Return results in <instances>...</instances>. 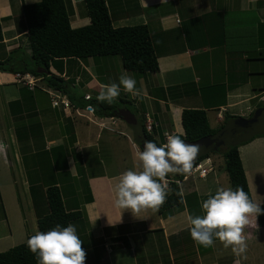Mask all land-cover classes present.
Masks as SVG:
<instances>
[{
    "label": "crops",
    "instance_id": "0c3cea01",
    "mask_svg": "<svg viewBox=\"0 0 264 264\" xmlns=\"http://www.w3.org/2000/svg\"><path fill=\"white\" fill-rule=\"evenodd\" d=\"M35 1L0 0V62L5 61L0 69V118L15 119L19 124L22 110L14 108L18 99L13 97L26 87L16 82L13 75L25 66L30 67L31 62L21 5ZM65 1L71 28L89 22L82 0ZM104 2L113 27L144 24L148 30L157 71L137 75L122 69L119 74L126 73L136 80L141 92L139 97L133 98L123 89L121 93L129 98H124V102L132 106L131 111L143 115V124L144 115L149 116L152 121L149 133L157 143L164 142L165 133L182 134V109H203L209 127L217 129L225 114L248 116L264 103V0ZM235 13L236 20L233 19ZM17 51L21 54L13 58ZM107 62L110 63L105 57L60 59L49 66V72L67 82L70 80L72 86L78 85L83 90L78 99L85 95L94 97L88 90L98 92L102 84L118 82V79H106L111 71L105 68ZM115 63L121 66L120 59H115ZM33 77L35 86L26 90L37 109L38 129L46 135L43 150L50 151V155L29 161L26 178L22 180L27 184L24 185L27 195H18L12 200L10 217L20 230H17L18 238L25 239L29 233L36 232V214L45 206L44 190L54 185L60 191L65 210L80 212L70 224L75 225L83 241L84 264H246L249 245L255 243V239L264 247V237H261L264 227L261 226L245 228L247 250L240 255L231 248L224 249L218 239L209 248L197 246L191 239L186 228L187 215H203L202 202L218 188L226 187L225 175L218 166L203 178L195 175L190 180L189 175L180 178L177 183L181 196L179 204L158 212L142 213L146 219H137L129 210H123L117 222L121 210L114 206L113 185L124 171L134 170L137 162L135 154L139 147L133 141L132 128L116 116L98 117L85 106L77 107L83 116L66 115L52 107L47 97L50 89L44 80ZM9 87L13 89L7 90ZM173 87L182 90V98L179 94L169 95V88ZM57 116L62 123L66 118L70 120L73 141L67 140L65 123L62 130ZM88 123L93 128L87 127ZM4 129L9 131L11 125ZM10 135V131L4 133L0 129V181L3 179L8 184L14 182L11 161L23 159L17 138L11 142ZM259 136L258 140H264V135ZM248 146L251 147L244 143L237 149L251 200L261 203L263 198L255 200L253 196L249 165L245 167L243 163L242 148ZM60 156L65 162L58 165ZM35 182L43 185L42 190L35 187ZM8 213L6 209L5 215L0 213V221L6 224V231L0 232L1 247L12 233ZM15 244L18 242L11 246Z\"/></svg>",
    "mask_w": 264,
    "mask_h": 264
},
{
    "label": "trees",
    "instance_id": "16d2710c",
    "mask_svg": "<svg viewBox=\"0 0 264 264\" xmlns=\"http://www.w3.org/2000/svg\"><path fill=\"white\" fill-rule=\"evenodd\" d=\"M82 1L89 22L76 28L69 26L65 0H37L31 3H22L21 17L26 31L25 38L31 66H25L17 73H29L41 77L47 87L62 91L73 106L83 108L92 105L94 107L92 113L98 117H117V112L120 109L117 103L109 105L97 101L95 97L85 99L81 96L80 99L74 100L72 96H68L67 80L49 72V66L57 64L60 59L78 58L84 60L88 57L97 59L117 55L123 70L142 75L157 71L156 54L144 24L113 27L104 0ZM4 64L5 61L0 62V69L3 68L2 65ZM38 69L39 72L36 71ZM259 106L264 107V103ZM129 112L135 116V121L128 125L132 128L133 141L138 145L139 150H143V141H151L160 146L152 138L150 131L145 130L143 115L141 117L136 111ZM231 117L234 116L225 114L222 124ZM180 122L182 127L181 139L186 143H195L201 138L213 134L216 130L209 127L205 112L201 108L182 109ZM68 131H71V134L68 135ZM72 131L71 122L66 118L64 132L69 141H73L74 138ZM241 144L242 142L235 145L220 146L216 151H220L223 157L228 188L235 190L237 187H242L251 199L237 149ZM216 151L199 155L194 165L208 157L209 153ZM183 176L169 174L167 178L179 180ZM173 180L168 182L171 192L160 209L177 205L181 201L178 185ZM43 194L45 206L36 214V231L47 232L56 225L66 227L80 216V212L77 210H65L60 191L56 186L48 185ZM261 207L264 208V202L261 203ZM257 224L264 227V215L257 217ZM34 234L35 232L30 233L22 242L0 251V264H37L36 257L27 247V240Z\"/></svg>",
    "mask_w": 264,
    "mask_h": 264
},
{
    "label": "clouds",
    "instance_id": "9594fccd",
    "mask_svg": "<svg viewBox=\"0 0 264 264\" xmlns=\"http://www.w3.org/2000/svg\"><path fill=\"white\" fill-rule=\"evenodd\" d=\"M122 89L133 98L141 95L136 80L122 73L118 83L102 84L96 99L111 105ZM88 107L94 111L92 105ZM181 135L167 134L162 146L145 141L143 150L137 149L134 170L124 171L113 185L114 206L121 210L117 222L123 210H129L137 219H146L142 213L149 210L158 212L171 192L169 174H191L201 146L185 143ZM261 203L252 201L242 187L218 188L202 202L203 215H187L186 228L195 245L209 248L218 239L224 249L231 248L240 255L247 250L245 228H258L257 217L264 215ZM82 243L75 225L69 224L56 225L47 232L36 231L27 240V247L37 264H84L86 252Z\"/></svg>",
    "mask_w": 264,
    "mask_h": 264
},
{
    "label": "rangeland",
    "instance_id": "374dc122",
    "mask_svg": "<svg viewBox=\"0 0 264 264\" xmlns=\"http://www.w3.org/2000/svg\"><path fill=\"white\" fill-rule=\"evenodd\" d=\"M236 15L237 13L233 15V19L236 17ZM211 28L213 27L211 26ZM20 54H21V51H17L12 56L13 58H15V56H19ZM26 58L28 59L29 55H26ZM105 59H108L110 61V63L107 62V65H105L106 70L107 69L111 70L110 72H108L109 74H107L106 79H118L119 76L121 75L119 74V71H121L122 68L119 64L115 63V59H119V57L117 55H114V56L105 57ZM29 64L30 65L28 66H31V62ZM127 73H134V72L129 71ZM101 77H102V74H100V78ZM13 78H14V75H13ZM69 82L70 80L68 82L66 81V84H68L67 89L69 90L68 96H72V98L75 100L77 96L83 92V90L78 85H73V86L70 85ZM18 83L26 87L27 90L28 89L32 90L33 87L35 86V85L31 86L32 84H30L29 85L30 88H28V86L24 85L23 83L21 82H18ZM1 88L2 86H0V91H1ZM11 89L13 88L12 87L7 88V90H11ZM26 89H23L17 96L13 97L14 99L15 98L18 99L17 100L18 103L14 106V108H19L22 110V116L19 118V121H21V123L19 124L18 121L16 122L15 119L9 120L3 117L0 118V129H3L4 133L9 132V131L11 132V135L9 136L10 141L12 140L11 142H13V138L15 139L17 138L18 147L20 148V152L23 156V159L21 160V162H19V159L16 162H14L11 159L12 164L10 165L11 167L10 169L13 171L12 175L14 177V182L11 181V183L8 184V182L4 181L3 179L0 181V213L1 214L4 213L5 215V209L7 213L9 210V213H8L9 225H10V229L12 232L9 238L5 240V242H3V246L2 247L0 246V251L6 250L7 248L11 247V244H13L14 242L19 243L24 240V237L18 238L17 230H19V228L15 227V220L10 217V214L12 212H10L9 208L12 206L13 198H16L18 195H21V196H24V194L27 195L26 190L24 191V185L27 186V184L23 182L22 180L26 178L29 161L33 159H37V158H43L45 155H50V151L43 150L44 142L46 140V135L44 132L42 133L38 129V125H37L38 122L36 121V117H35V112L37 113V109L33 107L34 103L32 102L31 95ZM49 89L52 90V88H49ZM14 90L17 92L16 89ZM169 90H170L169 95L179 94V97L182 98V95H180L182 91L181 89L177 90V87H173V88H169ZM88 92H90L94 97H97V95L99 94L98 92L92 91L91 89L88 90ZM10 94L12 95L16 93H10ZM39 94L43 96L42 93H39ZM59 94H62L65 97H67L64 93H62V91H59ZM47 97L51 98L48 94H47ZM124 98L125 97H123V94L120 93V95L116 98L115 103L119 105V108L125 107L128 111H131L132 106L129 105V103L124 102L125 99L129 100V98H125V99ZM40 101L42 105H45V102L43 100H40ZM78 109L79 108L74 110L75 112H73L71 109L62 110V111H64V113L68 116H69V113H71L73 116H77V115L83 116L81 111ZM212 111L214 113V110ZM208 115H211V114L208 112ZM13 118H16V117H13ZM60 118H61L60 116H57V121L61 128L63 124L65 123V120L62 123ZM8 125H11V129L5 132L4 128L8 127ZM87 127L93 128L92 124L90 123H88ZM61 129L63 130V128ZM69 134H71V131H68V135ZM257 137H261V136H256L255 138H252V140L250 139L247 142H242L241 145H244V143L245 144L249 143L251 145V147L248 146L245 149L242 148L243 163L245 167H247V164L249 165L248 173L250 176L249 178L251 179V189L254 194L253 196L255 200H260L262 198L264 199V140L263 139L258 140ZM23 140L27 142L24 143ZM249 141H253V143L255 142L256 144L252 145ZM11 145L13 146V144ZM60 159H62L61 156L58 159L59 160L58 165L65 162L63 159L62 160ZM208 159L211 161V169L214 168V170H216V168L219 167V171L224 173L225 180H224V176L222 175V179L224 180V186H226L224 188H228L229 185H228L227 175H226V172L224 171L223 157L220 151L209 153ZM212 165H214V167H212ZM195 177H199V176L195 174ZM191 178L192 176L188 177L189 180ZM220 178L221 176H219L218 179ZM35 183H36L35 187L39 191L42 190L43 185H41L40 182H35ZM257 193L260 196H258ZM1 216L2 215H0V217ZM28 229L29 227L27 226V230ZM3 231H6V224L4 221H0V232H3ZM261 237L263 238L264 236H261ZM258 242H259L258 239H255V243H252L251 245H249L250 247L249 254L246 256V260H245L246 264H264V247L261 246L260 243Z\"/></svg>",
    "mask_w": 264,
    "mask_h": 264
},
{
    "label": "water",
    "instance_id": "95a60500",
    "mask_svg": "<svg viewBox=\"0 0 264 264\" xmlns=\"http://www.w3.org/2000/svg\"><path fill=\"white\" fill-rule=\"evenodd\" d=\"M36 71L39 72L40 70L38 69ZM117 115L118 118L127 124L135 121V116L125 108H120ZM258 135H264L263 106H258L253 109L249 116H234L228 118L213 134L201 138L195 143L187 144H199L201 146L199 155H201L209 151H216L220 146L235 145L248 141Z\"/></svg>",
    "mask_w": 264,
    "mask_h": 264
},
{
    "label": "built area",
    "instance_id": "2783aa9c",
    "mask_svg": "<svg viewBox=\"0 0 264 264\" xmlns=\"http://www.w3.org/2000/svg\"><path fill=\"white\" fill-rule=\"evenodd\" d=\"M14 79L16 82H21L24 85L28 86V88H30V84H32L31 86L35 85V79L33 76H31L29 73H15L14 74ZM32 88V87H31ZM49 92V96L50 98V103L52 105V107L61 109V110H72L73 112H75L74 110H76L77 108L75 106L72 105V103L67 99V97H65L62 94H59V91L57 90H50ZM85 99L88 98V95H85L84 97ZM85 108L89 111L92 112L91 109H89L88 105L85 106ZM151 126H152V121L149 118L148 115H144V128L147 131L151 130ZM166 136L167 134H164V142L160 144V146H162L163 144L166 143ZM211 169V161L208 159V157L204 158L202 161H199L198 163H196L193 166L192 172L189 176H193V175H198L199 177L203 178L208 171ZM188 175H185L184 177H186ZM172 178H167V182L172 181ZM176 183H178V180H173Z\"/></svg>",
    "mask_w": 264,
    "mask_h": 264
}]
</instances>
